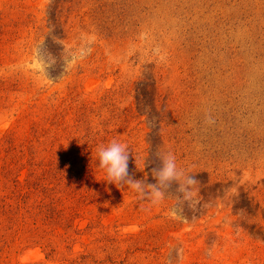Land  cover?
I'll use <instances>...</instances> for the list:
<instances>
[{"label":"rangeland","instance_id":"obj_1","mask_svg":"<svg viewBox=\"0 0 264 264\" xmlns=\"http://www.w3.org/2000/svg\"><path fill=\"white\" fill-rule=\"evenodd\" d=\"M0 205V264H264V0H0Z\"/></svg>","mask_w":264,"mask_h":264},{"label":"clouds","instance_id":"obj_2","mask_svg":"<svg viewBox=\"0 0 264 264\" xmlns=\"http://www.w3.org/2000/svg\"><path fill=\"white\" fill-rule=\"evenodd\" d=\"M98 167L106 174V181L115 184L118 188L122 183H126L133 190L143 192L144 182L134 179L129 175V151L128 145L118 139L113 138L107 144H100L96 148ZM158 183L162 186L173 180H182L181 191H185L184 183L194 185V178L185 177L182 171H178L175 157L171 154L162 156V167L155 171ZM149 188L156 198H160L162 193L157 189V185L150 184ZM194 192H186L187 196L194 195Z\"/></svg>","mask_w":264,"mask_h":264},{"label":"trees","instance_id":"obj_3","mask_svg":"<svg viewBox=\"0 0 264 264\" xmlns=\"http://www.w3.org/2000/svg\"><path fill=\"white\" fill-rule=\"evenodd\" d=\"M19 197H21L22 199L18 198L16 208H18L19 210H23V205H27V208L29 210L30 208L28 207L29 206L28 204H29L30 200H29V198H27V194L26 193L20 194ZM0 206L5 210V206H2V205H0ZM10 209L14 210L15 208L12 209V206H10Z\"/></svg>","mask_w":264,"mask_h":264}]
</instances>
